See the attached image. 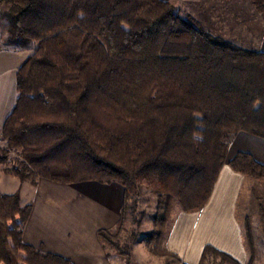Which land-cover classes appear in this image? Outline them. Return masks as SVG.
I'll return each mask as SVG.
<instances>
[{"label":"trees","instance_id":"obj_1","mask_svg":"<svg viewBox=\"0 0 264 264\" xmlns=\"http://www.w3.org/2000/svg\"><path fill=\"white\" fill-rule=\"evenodd\" d=\"M250 3L264 17V0ZM0 39L32 48L0 130V174L32 185L119 184L120 217L97 235L125 264L131 254L116 240L145 188L156 196L146 248L180 262L163 244L173 208L207 204L238 132L264 139V51L213 35L167 0H0ZM228 165L264 182L250 153ZM31 210L0 191V264H75L24 241ZM208 250L239 264L210 245L202 259Z\"/></svg>","mask_w":264,"mask_h":264},{"label":"crops","instance_id":"obj_2","mask_svg":"<svg viewBox=\"0 0 264 264\" xmlns=\"http://www.w3.org/2000/svg\"><path fill=\"white\" fill-rule=\"evenodd\" d=\"M31 52L0 49V130L15 104L17 67ZM239 151L250 153L264 164V139L238 132L202 211H180L176 216L166 245L179 257L178 264H200L207 244L230 254L240 264L252 260L254 241L246 239L249 210H253L254 204L264 206V198L256 191L255 180L228 165ZM0 191L18 193L23 205H32L23 231L26 243L63 255L75 264H121L119 258L108 254L97 235L99 229L113 228L120 217L123 189L119 184L96 181L59 184L39 179L37 185H32L1 173ZM251 220L264 232V210ZM256 244L264 245V237L262 241L256 240ZM259 255L264 260L262 251Z\"/></svg>","mask_w":264,"mask_h":264},{"label":"rangeland","instance_id":"obj_3","mask_svg":"<svg viewBox=\"0 0 264 264\" xmlns=\"http://www.w3.org/2000/svg\"><path fill=\"white\" fill-rule=\"evenodd\" d=\"M167 1L172 3L181 14L189 13L193 17L198 19L201 22V24L213 35L223 37L229 43L240 48L264 51V17H262V15L255 10V8L250 3V0H167ZM0 48L10 49V48H5L1 44V39H0ZM31 50L32 48L24 49V51L26 52H30ZM4 144L5 143L1 139V135H0V146ZM16 154H17L16 152H12L10 156L14 158ZM255 181L257 182L256 191L258 192L259 195H262V197L264 198V182L257 180ZM83 182H79V183H83ZM79 183H75V184H79ZM155 207H156V196L150 193L147 189L141 188L139 193L133 196L131 205L127 209L126 217L123 223V228L116 241L121 247L129 250L131 254V264H178L179 263V262H171L170 259L166 257L154 256L150 254L146 248L144 238L152 229V215L155 212ZM239 207L242 208L241 204L239 205ZM252 208H253L252 211L249 210L250 219L248 220L247 223L248 227L246 229L247 230L246 234H250V237L253 238L254 243L253 245H251L252 260H250L247 264H264V260L263 259L260 260L261 255H259V252L261 251L262 253H264L263 251L264 245L263 244L259 246L257 244L255 245L256 240L259 239L261 241L263 240L264 232L261 229L257 228V223L255 220L254 221L251 220L252 216L259 214V212L261 213V211L264 210V206L262 204L260 205L254 204ZM202 209L197 212L202 211ZM180 211H182L181 208L179 206H175L172 210L170 221L166 225V232H165V238L163 244L168 250L169 248L166 245L167 237L176 219V216ZM258 247L262 249L260 250L258 249ZM105 248L108 251V254L114 256V258H119V262L121 264H125L124 258L120 254H118L114 249L108 246H106ZM257 258L259 260H255ZM262 258H264V255L262 256ZM200 264H229V263L224 261L220 256H217V254H215V252H213L212 250H208L204 255L203 259L201 257Z\"/></svg>","mask_w":264,"mask_h":264}]
</instances>
